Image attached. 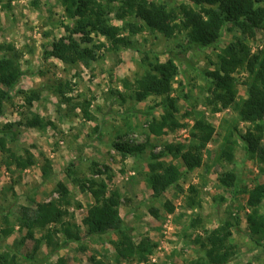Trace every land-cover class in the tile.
<instances>
[{"label": "rangeland", "instance_id": "1", "mask_svg": "<svg viewBox=\"0 0 264 264\" xmlns=\"http://www.w3.org/2000/svg\"><path fill=\"white\" fill-rule=\"evenodd\" d=\"M33 1L0 0V56L14 53L25 72L16 86L24 93L18 90L15 93L16 88L11 90L14 94L5 104L0 128L8 122L26 121L35 114L54 125L44 129L23 126L19 140L10 143L18 155L34 159V165L24 171L14 166L8 168L4 162L6 154L0 149V253L14 252L17 239L23 235L19 223L8 225L6 216L14 222L23 206L35 208L39 203L59 199L57 188L63 182L70 190L64 220L77 225L83 240L67 243L43 264H57L61 259L64 264H203L210 261L208 235L227 221L233 225L230 243L236 254L226 264H264V240L258 244L247 227L249 191L264 183V171L262 164L246 151L240 135L248 123L240 119L237 110V105L248 97L245 84L248 73L240 70L235 74L238 104L214 112L206 104L209 85L206 71L215 68L218 50L191 49L181 54L176 60L178 73L169 93L175 99L179 123L166 128L162 135H154L149 125L165 112L167 96L136 100V80L154 63L167 61L170 52L182 51L180 44L187 41L185 34L167 38L145 26L142 31L130 34L129 48L118 50H113L102 35H95L96 41L106 43L98 49L97 60L90 64L83 61L65 64L48 53L50 44L67 34L66 25L73 19L65 12L61 0H37L38 5ZM154 1H164L170 6L187 0ZM115 11L110 14L112 23L123 25L122 20L115 18ZM234 33L226 30L220 46L231 42ZM249 45L254 53L264 49V29L250 39ZM30 97L34 99L31 104ZM198 117L215 126L213 139L201 150L202 166L184 172L167 191L156 196L147 181L150 166L163 160L184 168L179 155L168 151L166 146L182 144L187 148L193 141L191 132ZM230 133L236 142H233L234 157L228 160L224 152ZM117 143L147 145L141 153L124 155L117 149ZM160 153L163 156H152ZM94 160L111 167L114 175L111 185L122 195L120 213L133 240L140 242L149 237L156 243L147 261L120 259L113 244L118 239L115 231L88 235L83 218L94 205V199L81 190V184L73 181L72 176L84 181L108 179L107 175L92 173ZM71 162L75 171L72 176L67 168ZM227 173L236 175L231 187L220 183ZM168 200L174 206L173 212L166 207ZM12 226L13 232L4 234ZM42 234V230L36 229V238ZM65 238L62 233L55 236L61 243ZM33 244V240H28L21 246V252L33 251V257L42 260L52 251L46 244L34 250ZM18 258L20 264H27L21 256Z\"/></svg>", "mask_w": 264, "mask_h": 264}, {"label": "trees", "instance_id": "2", "mask_svg": "<svg viewBox=\"0 0 264 264\" xmlns=\"http://www.w3.org/2000/svg\"><path fill=\"white\" fill-rule=\"evenodd\" d=\"M35 1L37 0H34L33 4ZM61 5L73 22L66 25L67 34L50 44L48 54L65 64L80 61L90 64L97 60L98 49L103 48L106 43L96 41L95 35H102L111 43L113 50H118L121 47L129 48L132 43L130 34L142 31L145 26L167 38L179 33L185 34L187 41L180 44L182 51L170 52L167 61L154 63L151 69L146 70L136 80L137 87L134 92L136 100L143 101L149 96H167L165 112L160 119L155 118L150 122L149 130L154 135H162L166 128H174L179 123L175 117L177 111L175 99L169 93L178 73L176 60L181 54L191 49L218 50L215 68L206 71L209 80L206 104L212 106L214 112L238 104L235 74L240 70L246 71L249 75V80L245 81L248 86V97L237 105V110L240 119L248 123V127L240 136L249 157L259 161L264 171V49L254 53L249 45L250 39L254 38L259 30L264 29V0H187L170 6L167 2L154 0H61ZM113 9L116 10L115 18L122 20L123 25L112 23L110 14ZM130 17H133L132 20H128ZM226 30L235 33L231 42L221 47L220 43ZM24 74L14 53H4L0 56V117L5 113V104L13 97L14 91L11 90L16 88ZM18 89H15V93ZM59 89L63 91L61 85ZM18 92L24 93L22 89ZM28 100L30 104L34 101L31 97ZM85 114H89L87 109ZM53 125L52 121L35 114L26 118V121H12L1 127L0 149L6 154L5 165L10 169L14 166L19 171L34 165L32 157L18 155L10 147L11 142L19 140L21 127L44 129ZM214 134L215 126L203 117H198L191 132L193 141L187 148L182 144L166 146L168 151L179 155L184 168L163 160L153 162L147 181L156 196L167 191L184 172L202 166L201 150L207 147ZM231 137L232 133L227 138L228 149L224 152V157L228 160L234 157L233 142H236ZM146 145L131 146L117 143L116 147L124 155L127 153L134 155L136 152H143ZM152 156L157 158L163 154ZM67 168L72 176L75 173L73 162ZM90 169L93 174L107 175L108 179L92 178L84 181L72 176L73 181L81 184V190L89 192L94 199V205L83 218L88 235L115 231L118 233V239L113 244L120 259L147 261L156 243L149 237L140 242L134 241L128 232L129 228L124 226L120 213L122 195L111 185L114 179L111 167L102 166L100 162L94 160ZM44 170L48 171L47 168ZM235 179L234 173H227L220 179V183L231 187ZM57 190L60 194L59 199L39 203L35 208L23 206L14 222L8 221L6 216L8 225L19 223L23 235L17 239V249L14 252L0 253V264H20L19 256L27 264H43L47 257L54 255L67 243H78L83 240L77 225L64 220L68 213L66 208L70 205L69 188L61 182ZM248 205L250 212L247 216V227L249 234L259 244L264 240V183L256 185L249 191ZM166 207L169 212L174 211V206L169 200ZM232 227V223L227 221L220 228L210 232L207 237L210 244L207 250L210 261H204L203 264H212L211 262L226 264L236 254L235 246L230 243ZM36 229L43 232L39 238H36ZM13 230L14 226L6 228L4 234L9 235ZM60 233L66 237L62 243L58 239L55 240V236ZM30 239L34 241L32 249L37 250L46 244L52 251L42 260L34 258L33 251L32 254L22 253L21 246L24 247ZM57 264H64L63 260H59Z\"/></svg>", "mask_w": 264, "mask_h": 264}]
</instances>
